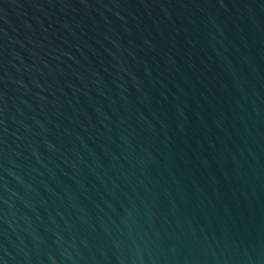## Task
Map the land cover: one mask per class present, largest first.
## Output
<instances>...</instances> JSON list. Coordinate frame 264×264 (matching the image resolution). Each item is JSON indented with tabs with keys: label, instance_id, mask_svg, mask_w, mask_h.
Returning a JSON list of instances; mask_svg holds the SVG:
<instances>
[{
	"label": "water",
	"instance_id": "water-1",
	"mask_svg": "<svg viewBox=\"0 0 264 264\" xmlns=\"http://www.w3.org/2000/svg\"><path fill=\"white\" fill-rule=\"evenodd\" d=\"M0 264H264V0H0Z\"/></svg>",
	"mask_w": 264,
	"mask_h": 264
}]
</instances>
